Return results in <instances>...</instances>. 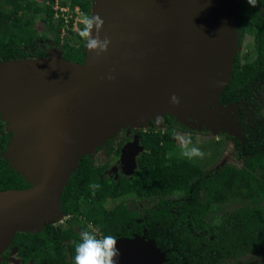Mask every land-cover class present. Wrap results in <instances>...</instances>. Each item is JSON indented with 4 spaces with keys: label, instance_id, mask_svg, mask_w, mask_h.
<instances>
[{
    "label": "water",
    "instance_id": "water-1",
    "mask_svg": "<svg viewBox=\"0 0 264 264\" xmlns=\"http://www.w3.org/2000/svg\"><path fill=\"white\" fill-rule=\"evenodd\" d=\"M92 9L104 20L107 52L84 45L82 63L61 48L0 60V114L11 132L5 156L31 184L0 190V255L17 232H39L64 216L62 194L82 155L121 128L171 115L245 143L235 106L220 103L240 50L239 0H93ZM137 139L121 150L126 174L144 149ZM116 239L118 264L168 260L145 235Z\"/></svg>",
    "mask_w": 264,
    "mask_h": 264
},
{
    "label": "trees",
    "instance_id": "trees-1",
    "mask_svg": "<svg viewBox=\"0 0 264 264\" xmlns=\"http://www.w3.org/2000/svg\"><path fill=\"white\" fill-rule=\"evenodd\" d=\"M46 1L54 2L0 0V60L41 55L39 50L33 52L36 39H46L51 33L66 59L84 61L85 41L75 44L71 35L66 40L60 37L63 19L55 22ZM62 3L91 13L92 0ZM37 16L44 23V36L33 33ZM239 23V44L246 34L253 36L257 58L241 68L240 55H236L234 71L221 93L223 104L246 93L254 72L264 73V0H257L255 8L239 0ZM165 117L169 120L171 115ZM2 127L0 122V190L29 187L30 182L1 157L10 137L1 134ZM139 135L145 151L138 156L134 173L109 178L102 174L107 164H94L90 156L82 155L62 194L66 219L46 224L36 233L17 232L3 255L16 247L22 264H74V246L89 224L101 237L154 239L166 251L164 264H235L250 254H264V125L248 131L246 144L235 139L244 158L242 165L226 163L215 170L174 153L177 132L173 127L141 130ZM91 183L101 186L94 194ZM141 200L146 201L144 206ZM233 201L240 205L218 217L210 216L219 205Z\"/></svg>",
    "mask_w": 264,
    "mask_h": 264
},
{
    "label": "rangeland",
    "instance_id": "rangeland-1",
    "mask_svg": "<svg viewBox=\"0 0 264 264\" xmlns=\"http://www.w3.org/2000/svg\"><path fill=\"white\" fill-rule=\"evenodd\" d=\"M62 1L64 0H60V3H62ZM82 13L83 12L78 13V18H80V22H79L80 29L83 27V25L81 24V14ZM92 14H93V9H92V4H91V13L89 14V16H92ZM70 23H72V25H70L69 27H72L73 22H70ZM34 26L35 27H34L33 33H36V34L39 33L42 36L45 35V26H44V23L39 18V16H37ZM69 35H71L70 41L74 42L75 44L84 42V40L81 39L78 34L76 33L69 34L68 29L61 30L60 37L63 40H66L67 39L66 37ZM253 42H254L253 36L246 34L243 39V44L239 45L240 50L238 52H242V55H243L249 50V57L253 58L256 54L255 45L253 44ZM36 43H37L36 45L37 47L33 49V52H35L36 50H39L42 53V55H47L50 50H55L59 48L60 46H62L61 44H58L57 41L52 39L51 33H48V37L46 39L38 37L36 39ZM250 114H252V112ZM164 118H162L159 121L150 120L148 124H143L142 126L138 128L146 129L152 125L154 128L165 129V130L169 127L175 128L177 132V148L174 150V153H177L180 155L181 139L190 137L193 144L199 147L206 154L204 159H200V160L199 158L195 159L205 168H209L213 165H216V167H218L227 161L233 164H237L239 166L242 165L241 150H238V151L235 150L233 146V141H231L230 139L223 138L222 136L219 135V133L201 132L202 130H198L195 127L191 126L189 122L180 121L176 117H173V116L169 118V121L168 119H164ZM138 128L137 126H126L124 128H121L117 132V134L113 138H111L112 144L113 145L116 144L117 140L121 138H128V135H130V133H133V130L136 131V129ZM1 134L2 135L4 134L3 131H1ZM130 141H133V139ZM105 144L106 142L102 146H99L100 150L95 149L94 151L90 153H85V154L92 157L94 161L96 162V164H103V162H107V164L109 163L108 168L103 171L104 175L108 177L115 176V175L121 176L122 173L119 171V165H121L120 157L118 156V153H114L112 156H110V158L107 157L106 151H105ZM6 148L7 146H5V149L1 153V157L5 159H7V157L5 156ZM128 175H131V174H128ZM239 205L240 203L238 201H233L230 203L219 205L215 210L211 212L210 216L218 217L221 214H224L228 211L233 210L235 207H238ZM65 219L66 217L62 215H58L53 219L52 223L57 224V223L63 222ZM8 254H9L8 256H5L3 254L0 255V264L5 260L7 261L6 264H22V260L18 256L16 247L11 248V251H9ZM235 264H264V254H260V255L250 254L246 257H242Z\"/></svg>",
    "mask_w": 264,
    "mask_h": 264
},
{
    "label": "clouds",
    "instance_id": "clouds-1",
    "mask_svg": "<svg viewBox=\"0 0 264 264\" xmlns=\"http://www.w3.org/2000/svg\"><path fill=\"white\" fill-rule=\"evenodd\" d=\"M54 2L51 3L46 1L47 4H51V7ZM247 3L253 8L257 6V0H247ZM81 24L83 27L79 32L73 31L72 27H66L65 30L71 29L73 33L78 34L79 37L85 41L86 48L89 52H93L97 56L107 52L110 40L107 38L101 40L99 35L104 25V20L101 16L98 14L89 16L87 13H82ZM94 31L95 35H93ZM109 79H112V77H109ZM171 103L173 105H179L180 100L176 95H172ZM161 119V117H157V120ZM180 146V155L189 161L197 158L204 159L206 155L204 151L193 144L190 137L182 138ZM100 187L101 186L96 183H91L89 185V188L93 190V194ZM119 255L120 252L117 248V239L110 234L102 237L98 236L96 234V229L90 224L81 230L79 241L74 246V264H118L117 258Z\"/></svg>",
    "mask_w": 264,
    "mask_h": 264
},
{
    "label": "flooded vegetation",
    "instance_id": "flooded-vegetation-1",
    "mask_svg": "<svg viewBox=\"0 0 264 264\" xmlns=\"http://www.w3.org/2000/svg\"><path fill=\"white\" fill-rule=\"evenodd\" d=\"M239 37H240V32H239ZM243 39H244V37H243ZM242 44H243V40H242V43L239 45H242ZM253 44L255 45L254 42H253ZM59 48H61V46ZM237 54L240 55L239 62H240L241 68L243 65H246V63L252 62L257 58V51H256V54L253 58L249 57V50L246 53H244L243 55H242V52H238ZM33 55H35V54H33ZM33 55H30V56H33ZM63 55H64V50H63ZM35 56H44V55H42V53H41V55H35ZM233 71H234V68H233ZM262 72H263V70L262 71L260 70L258 72H254V74L252 75V80L250 82V86L247 85L248 87L246 89V93H244V95L242 97H239V99L233 100V101H231L229 103H225V104L220 102L224 106L229 105V104H233L235 106L236 112L232 111V114H234L235 118L238 120L240 125L243 127L242 134H243L244 138H245V136L248 135L249 130H253L257 127H262L264 125V113H263V111H264V73H262ZM220 99H221V97H220ZM251 112H252V114H250ZM164 119H166V117ZM0 122L3 126L2 127L3 133L9 134L10 135L9 140H10L11 132H9L7 130L8 124L1 120V114H0ZM152 128H154L153 125L146 128V129H139L138 128V129H136V131L133 130V133H130V135H128V138H121V139L117 140L116 144H114V145L112 144V141H111L112 139L108 140L105 144L106 156L110 158V156H112L114 153H118V156L120 157L122 147L127 142H129L130 140H132V139H133V141L136 140L137 136H138L139 144L142 145L144 148L138 154V156H139L143 151H145V147L141 143L139 131L142 130V131L146 132L147 129H152ZM196 129H198V128H196ZM198 130H202L201 132H207V133H209V132L210 133H219V135L222 136L223 138L230 139L231 141H233V146H234L235 150H237V151L240 150V147L238 145H236L235 139H237L240 142H241V140L235 136L229 135V133L227 131H223V130L219 129L217 132H214L212 129H207L205 127H203L202 129H198ZM218 141H219V139H218ZM7 143L5 144V146H7ZM120 143H122V145H120ZM242 144H246V139H245V143L241 142V145ZM96 149L100 150L99 147H97ZM138 156H137V168H138ZM90 158H92V157H90ZM92 160H93V163L96 164V162L94 161L93 158H92ZM243 160H244V158H242V164H243ZM226 163L233 164V163L227 161V162L221 164L220 166H222ZM103 164L106 165L107 162H103ZM103 164H97V165H103ZM107 168H108V166L106 168H104L103 171ZM209 168H210V170H215L217 167H216V165H213ZM103 171H102V174H103ZM119 171L122 173L121 176L115 175V176H111V177L109 176V178L118 179V178H122L124 176H130L124 172L121 165H119ZM104 176H106V175H104ZM145 203H146V201H142V200L139 201V204L141 206H144ZM165 203H166V201H165ZM153 206H154V204H152V207Z\"/></svg>",
    "mask_w": 264,
    "mask_h": 264
},
{
    "label": "built area",
    "instance_id": "built-area-1",
    "mask_svg": "<svg viewBox=\"0 0 264 264\" xmlns=\"http://www.w3.org/2000/svg\"><path fill=\"white\" fill-rule=\"evenodd\" d=\"M60 4H62L60 3V0H55L52 6L54 20L58 22L62 18L63 19V29L65 30L66 27H69V23L71 22V19H74L72 28L76 32H79L80 18H78V13H81L82 11L79 10L78 7L75 10L71 9L69 4H62V5Z\"/></svg>",
    "mask_w": 264,
    "mask_h": 264
}]
</instances>
